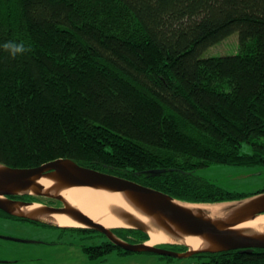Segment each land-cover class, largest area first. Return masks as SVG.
Here are the masks:
<instances>
[{"label": "trees", "instance_id": "obj_1", "mask_svg": "<svg viewBox=\"0 0 264 264\" xmlns=\"http://www.w3.org/2000/svg\"><path fill=\"white\" fill-rule=\"evenodd\" d=\"M233 31L237 52L202 55ZM10 40L29 50L15 58L0 50V163L67 157L191 203L264 191L195 174L211 164L264 165V0H0V44ZM112 230L130 242L149 238ZM83 249L131 252L105 236ZM192 256L264 264V248Z\"/></svg>", "mask_w": 264, "mask_h": 264}, {"label": "water", "instance_id": "obj_2", "mask_svg": "<svg viewBox=\"0 0 264 264\" xmlns=\"http://www.w3.org/2000/svg\"><path fill=\"white\" fill-rule=\"evenodd\" d=\"M41 179H49L53 183L45 187ZM74 186L121 192L133 207L151 219L156 228L173 238L172 241L163 243H176L186 246L187 249L174 251L159 247L158 244L150 245L147 240L130 242L118 237L112 230L115 227L104 226L83 213L61 194L63 188ZM21 194L57 199L62 205L53 206L12 197ZM217 203H231L229 214L213 218L201 208L187 206L191 202L175 199L137 181L81 165L67 157L55 158L33 167H13L0 163V210L13 216L63 227L55 223L50 214H65L81 223L80 227L98 231L112 244L131 252H154L172 257H188L199 252L264 248V230L236 227L238 223L264 214V191ZM32 205L36 206L25 209ZM120 216L129 223L124 227L135 228L148 234L147 225L132 213L122 212ZM187 235L198 236L203 242L197 247H192L183 241L182 236Z\"/></svg>", "mask_w": 264, "mask_h": 264}, {"label": "rangeland", "instance_id": "obj_3", "mask_svg": "<svg viewBox=\"0 0 264 264\" xmlns=\"http://www.w3.org/2000/svg\"><path fill=\"white\" fill-rule=\"evenodd\" d=\"M238 33L231 32L225 38L208 46L203 56L231 54L238 51ZM242 152L250 151L244 144ZM195 174L212 180L220 186L237 192H253L264 189V165L233 166L211 164L198 168ZM1 233L28 242L4 240ZM102 238L104 236L99 234ZM100 237L92 232H81L72 228L45 226L21 220H3L0 216V260L17 258L10 264H194L198 257H168L154 252L118 253L117 250L103 254L88 253L84 246L97 243ZM163 242L157 243L161 244ZM1 264V262H0Z\"/></svg>", "mask_w": 264, "mask_h": 264}, {"label": "bare ground", "instance_id": "obj_4", "mask_svg": "<svg viewBox=\"0 0 264 264\" xmlns=\"http://www.w3.org/2000/svg\"><path fill=\"white\" fill-rule=\"evenodd\" d=\"M41 183L48 187L53 182L49 179H41ZM61 194L74 206L78 207L83 213L91 218L101 222L106 227H124L129 225L126 219L120 216L122 212H129L135 215L138 219L147 225L148 240L150 245L160 242L172 241L161 229H158L152 224L151 219L142 212L133 207L126 197L119 191H110L101 188H93L89 186H74L67 187L61 190ZM231 203H191L187 206L191 208H201L204 213L213 218L223 217L229 214ZM36 205L27 206L25 209H30ZM52 220L63 227H80L81 223L71 219L65 214L52 213ZM238 228H250L255 231L264 230V214L259 215L255 219H250L238 223ZM183 241L192 247H197L203 242L198 236L187 235L182 236Z\"/></svg>", "mask_w": 264, "mask_h": 264}, {"label": "flooded vegetation", "instance_id": "obj_5", "mask_svg": "<svg viewBox=\"0 0 264 264\" xmlns=\"http://www.w3.org/2000/svg\"><path fill=\"white\" fill-rule=\"evenodd\" d=\"M37 202H40L42 204L53 205V206H61L62 205L61 201H59L57 199H49V198L40 199V201H37ZM1 219H3V220L4 219L5 220H7V219L8 220H14L16 223H18V221H21L19 219H14V218H9V217L6 218V216L3 215L2 212H1ZM94 232H95L94 235L100 237L99 238L100 240L97 243H95L94 246H101L102 245V238L99 235L100 232H98V231H94ZM1 237L4 240H10V241L11 240L12 241H21V242H28L29 241V239H21L19 237L16 238V236H13V235L11 236V234L7 235V234H4V233H1ZM17 239H19V240H17ZM157 246L162 247V248H166V249H170V250H174V251H184V250L187 249V247L182 249L183 245L181 246L180 244H179L180 247H178V248L177 247H173V246H169V245H165V243L158 244ZM17 261H18L17 258H1V260H0L1 264L16 263Z\"/></svg>", "mask_w": 264, "mask_h": 264}, {"label": "clouds", "instance_id": "obj_6", "mask_svg": "<svg viewBox=\"0 0 264 264\" xmlns=\"http://www.w3.org/2000/svg\"><path fill=\"white\" fill-rule=\"evenodd\" d=\"M0 50L7 52L10 57L15 58L18 55H22L29 49L23 41L17 42L16 40H10L0 44Z\"/></svg>", "mask_w": 264, "mask_h": 264}]
</instances>
